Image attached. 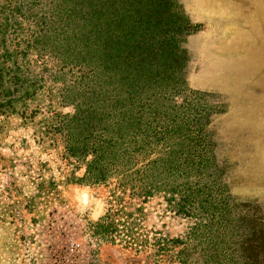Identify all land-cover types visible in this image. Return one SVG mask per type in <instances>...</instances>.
<instances>
[{"label":"trees","instance_id":"1","mask_svg":"<svg viewBox=\"0 0 264 264\" xmlns=\"http://www.w3.org/2000/svg\"><path fill=\"white\" fill-rule=\"evenodd\" d=\"M158 1L0 0V118L33 123L47 102L38 133L92 156L82 180L112 186L91 224L100 242L151 250L154 264H264V209L231 194L215 108L182 80L179 35L192 27L152 21L169 15ZM156 197L191 223L183 238L144 231Z\"/></svg>","mask_w":264,"mask_h":264},{"label":"rangeland","instance_id":"2","mask_svg":"<svg viewBox=\"0 0 264 264\" xmlns=\"http://www.w3.org/2000/svg\"><path fill=\"white\" fill-rule=\"evenodd\" d=\"M158 0H132L139 3ZM184 51L182 80L208 96L219 162L228 161L225 181L240 201L264 209V0H161ZM155 24V23H153ZM181 101V100H179ZM33 123L0 118V264H154L153 252L136 253L105 244L90 233L105 214L112 186L82 180L92 156L74 157L58 138L42 137ZM72 114L73 107L53 104ZM113 184V183H112ZM146 207L145 232L183 238L190 226L170 211L163 197Z\"/></svg>","mask_w":264,"mask_h":264}]
</instances>
